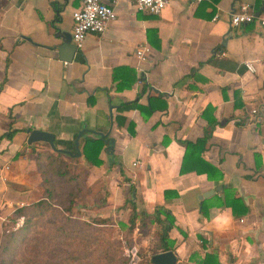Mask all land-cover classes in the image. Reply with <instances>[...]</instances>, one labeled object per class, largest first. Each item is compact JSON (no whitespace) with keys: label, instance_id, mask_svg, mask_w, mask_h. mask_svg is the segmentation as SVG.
Here are the masks:
<instances>
[{"label":"crops","instance_id":"obj_1","mask_svg":"<svg viewBox=\"0 0 264 264\" xmlns=\"http://www.w3.org/2000/svg\"><path fill=\"white\" fill-rule=\"evenodd\" d=\"M80 1L0 0V239L15 209L47 190L54 197L64 193V179L45 175L49 165L41 159L59 154L79 177L65 197L74 201L73 216L126 226L132 189L138 209L170 211L176 261L197 264L213 253L220 264H264V35L256 22L229 24L239 4L254 14L263 3L171 0L152 15L119 0L104 31L87 33L63 61L54 46L59 32L71 35ZM141 46L143 60L134 55ZM213 55L241 72L206 63ZM30 129L52 133L55 146L72 153L79 130V150L84 137H99L92 130L103 133L100 163L55 152L42 141L27 144ZM9 131L10 138L3 136ZM205 132L199 157L219 176L180 172L184 141ZM223 189L240 199L243 213L217 205Z\"/></svg>","mask_w":264,"mask_h":264},{"label":"trees","instance_id":"obj_2","mask_svg":"<svg viewBox=\"0 0 264 264\" xmlns=\"http://www.w3.org/2000/svg\"><path fill=\"white\" fill-rule=\"evenodd\" d=\"M217 0H212V2H216ZM223 50V46L217 47L215 49L216 52H221ZM206 63H209L211 65H216L218 68L224 69V70H237V72H241L239 68H236V65L233 62H230L228 60L224 61H216L214 55L211 56L209 59L205 61ZM200 65V64H199ZM117 89H120V86H116ZM145 89V86L143 85L142 90ZM128 103H122L121 108H129L127 105ZM131 106V105H130ZM134 106V104H133ZM6 138H10L11 131L6 132L3 134ZM208 132H205V134L195 139L194 141H184V152L182 155V160L180 164V172H184L187 170H192L194 172H204L205 176L207 178L210 177L209 173L210 171H215V176H219V171L212 165L208 164L207 162L203 161L199 156L202 152L205 142L207 140ZM103 140L98 137H84L82 140V144L80 146L79 152L84 157V159L89 162L92 165H98L100 163V159L98 158V154L102 148ZM41 159H44L46 161V164L49 165L46 170L43 171L45 175H59L60 178H63L64 181L61 183V188H64V193L58 197H54L52 193H48V190L46 191L44 197L34 203H31L26 206H22L20 208H17L14 210L11 221L8 223L7 227L3 228V232L0 239V264H11L12 260H7L6 258L8 256H11L13 248L12 245H14L17 242H24L29 241L31 239L40 237L43 238L44 242L42 244L38 245H31L29 248L33 250L35 257L31 258L30 261L27 260V262H33L36 264H42L43 261H40L39 258L41 257L38 250H41L43 247H48L47 243H49L48 240L52 243H56L54 241L57 237L49 238L48 234H45L44 231H41V229H37V225L41 223H50L52 220L54 222V227H52L50 230L47 229L46 231L49 234H52L56 236L55 233L58 234V242H69L71 243V237L75 233L72 229V225H74V220L81 221L77 219V217L72 215L71 208L73 207V199L70 197L65 198L67 196V193H69L72 181L78 180L79 177L76 175L70 174L69 171L66 169V163L59 157V154H56L53 156V154L44 153L41 156ZM189 164V168L186 166ZM54 172L55 174H52L51 172ZM47 177L45 176V185L47 186ZM50 189V188H48ZM226 190L223 189V197L222 198H216L217 205H224L230 208L232 214H241L244 212L245 207L241 203L240 199L235 196L231 195V197H228V195L225 194ZM130 197L125 200V206L129 209V214L127 218V225L125 227L127 233L135 232L141 235L146 234V230L149 226H154V229L156 231L155 234V245L154 248L151 251V255L157 254L163 251H172V245L173 241L169 238V231L174 226V219L170 213V211L164 207L159 206L156 207L152 214L147 213L143 209H138L137 206L133 203V190H129ZM66 194V195H65ZM78 194V191L75 193ZM166 194V192H165ZM75 195V196H76ZM206 208V201H202L200 203V210L201 213H205ZM23 216V220L20 226L13 228V222L15 217L17 216ZM58 216L59 219L54 220L56 218H51L50 216ZM61 219V222H60ZM60 222V223H59ZM87 223L91 224L92 226H98L103 225L105 223H108V220H86ZM68 223V228L65 227V224ZM83 223V222H79ZM93 228V227H90ZM63 237H70L67 241L63 239ZM53 248V247H52ZM51 248V249H52ZM49 249V248H48ZM50 249V250H51ZM150 255V256H151ZM197 264H220V262L217 260V257L213 253H204V255L196 261ZM28 264V263H27ZM45 264V262H43ZM145 264H152L149 260V258L146 260Z\"/></svg>","mask_w":264,"mask_h":264},{"label":"rangeland","instance_id":"obj_3","mask_svg":"<svg viewBox=\"0 0 264 264\" xmlns=\"http://www.w3.org/2000/svg\"><path fill=\"white\" fill-rule=\"evenodd\" d=\"M50 217L56 218L54 219L56 221L59 219L58 216L52 215ZM77 219L81 221L74 220L72 229L75 233L71 237V243L58 242L57 233L54 236L46 231L54 227L55 224L52 220L50 223L44 222L37 225V229L44 231L49 238L57 237L54 239L56 243L48 240L47 246H49L46 248L42 246L41 250H38L42 254L39 258L40 261L45 262V264H129L130 251H133L138 260L135 263L131 262V264H145L150 257L156 241L154 234L156 229L153 225L148 227L145 235L139 236L135 232L127 233L126 226L120 222L115 224V222L108 221L103 225L92 226L86 220ZM63 224L68 228V223ZM13 228L15 227L13 226ZM43 238L37 237L28 242L15 243L12 245L11 256L6 259L12 260L11 264H36L27 262V260L30 261L31 258L35 257L29 246H39L44 242ZM69 238L63 237L66 241Z\"/></svg>","mask_w":264,"mask_h":264},{"label":"built area","instance_id":"obj_4","mask_svg":"<svg viewBox=\"0 0 264 264\" xmlns=\"http://www.w3.org/2000/svg\"><path fill=\"white\" fill-rule=\"evenodd\" d=\"M119 0H81L79 7L73 10L71 14L72 29L71 41L76 45L80 44L87 33L100 34L104 31L107 23L114 19L115 14L113 5ZM131 2L135 9L152 15H157L161 9L171 0H126ZM264 4V0H260ZM256 22L261 28L264 35V14L254 16L252 9L247 4H239L229 14V24L239 26L244 23ZM147 49L144 46L136 49L135 57L143 60L144 53ZM248 70H253L251 64L246 63ZM252 112H255L252 109ZM133 162L132 165H135ZM23 218L19 216L14 223V227L21 225ZM138 260L135 252L130 251L129 264L135 263Z\"/></svg>","mask_w":264,"mask_h":264},{"label":"water","instance_id":"obj_5","mask_svg":"<svg viewBox=\"0 0 264 264\" xmlns=\"http://www.w3.org/2000/svg\"><path fill=\"white\" fill-rule=\"evenodd\" d=\"M260 11H264V4L259 9V11L254 13V16H258L260 14ZM57 37L59 38L60 43L55 45L54 48L57 50L58 58L63 61H70L74 52L77 49L76 45L72 43L71 36L69 35V33L59 32ZM110 110L111 108H109V114H110ZM91 132L93 134L99 135V137L104 142H106V138H104L105 135L103 133L93 131V130ZM80 134H81V131L79 130L72 140L74 153H72L68 149L56 147L54 143L53 134L48 131H44V130H38V129L27 130L26 143L30 144L32 142L42 141V142L47 143L49 147L55 152L63 153L69 156H79L80 152L78 149V138ZM220 189H221L220 186L214 187L205 192H202L197 198L198 199L206 198L209 195L213 194L215 191L220 190ZM149 260L152 264H182L181 262L176 261L175 255L172 253V251H169V250L163 251L157 254H153L149 257Z\"/></svg>","mask_w":264,"mask_h":264}]
</instances>
